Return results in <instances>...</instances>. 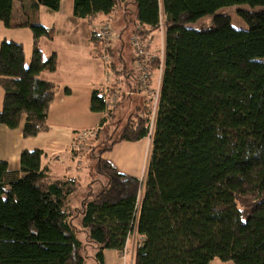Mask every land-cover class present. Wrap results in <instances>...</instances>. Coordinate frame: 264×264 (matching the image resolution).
Segmentation results:
<instances>
[{
	"label": "trees",
	"instance_id": "1",
	"mask_svg": "<svg viewBox=\"0 0 264 264\" xmlns=\"http://www.w3.org/2000/svg\"><path fill=\"white\" fill-rule=\"evenodd\" d=\"M62 1L34 0L31 8L57 11ZM14 2L0 0L6 27L13 26ZM240 4L259 7L238 10L247 29L216 13ZM73 13L112 17L108 68L128 86L136 69L123 49L134 34L145 40L164 30L163 56L150 58L164 67L147 174L120 173L102 157L120 141L150 136L145 105L130 113L117 140L91 154L86 188L43 169L38 149L21 152L19 171L0 161V264H106L104 251L122 256L133 233L134 264H264V0H74ZM209 14V27L186 25ZM26 24L34 34L29 65L22 43H0V124L22 126L30 137L48 127L57 86L40 74L57 69V55L45 59L38 44L50 30ZM91 38L102 47L93 30ZM90 108L106 110L100 90Z\"/></svg>",
	"mask_w": 264,
	"mask_h": 264
},
{
	"label": "crops",
	"instance_id": "2",
	"mask_svg": "<svg viewBox=\"0 0 264 264\" xmlns=\"http://www.w3.org/2000/svg\"><path fill=\"white\" fill-rule=\"evenodd\" d=\"M34 0H15L14 8L20 13L22 10L26 12L28 7H31V4ZM67 0H63L60 6V9L57 11L50 10L45 6H40L35 9L36 16L39 18L45 19L47 21V25L41 24L48 28L49 30H54L56 27L57 20L55 19V15H69L74 19L75 27L77 26L78 17L74 16L73 13V2L71 3L72 8L67 9L65 12L64 5ZM20 9V10H19ZM66 13V14H65ZM59 16V21L62 22V18ZM68 17V16H67ZM108 16L105 14H97L96 16L89 18H81L87 22L89 26L90 32H92V26L97 24L105 19ZM76 19V20H75ZM27 23V22H26ZM24 27V25L14 26L15 31H18L20 28ZM154 37L156 35V31L153 33ZM42 36L38 40V44L41 48V39ZM92 39V38H91ZM5 40H7L5 38ZM32 40V53L34 48V34L32 32L31 35ZM2 42V41H1ZM0 42V43H1ZM21 43V42H18ZM23 44V43H22ZM24 46V44H23ZM123 49V48H122ZM26 61H27V49H25ZM125 48L123 49V51ZM43 52V50H42ZM133 52H131L132 54ZM96 56H100L101 62L97 66L99 71V76H86V85L84 84L85 92L82 96L76 92V89L72 86L66 76H54V74L59 69L53 72L44 71L40 74V77L44 80L52 81L56 84L57 89L55 93L54 100L51 103L48 119H47V129L40 131L35 136L24 137L22 133V126L19 128H9L6 125L0 124V161L8 162V165L11 170L19 171L21 170V161L20 156L23 150H41L43 152L41 157V167L43 169L48 170V172L56 177V178H75L78 180L82 188H86L92 181L94 177L93 167L96 161L95 158L92 157L88 146L83 142L81 149L86 146L83 150L73 149L74 140L76 137L71 135L70 131H74L76 129L72 126L71 121H66L69 119L70 109L68 106L76 105L77 103L84 104L86 108L93 113L92 121L89 126L94 128V131L101 126V121L106 117L110 119L111 116L108 117V111L103 112H94L91 110V97L92 93L95 90H102L103 86L106 83L105 70L106 65L102 59V47L100 51H97ZM44 56V52H43ZM32 57V54H31ZM45 58V57H44ZM132 58V55H131ZM46 59V58H45ZM96 61V60H93ZM95 63V62H94ZM97 65V63H96ZM73 78L72 76H70ZM76 79V77H75ZM133 83V81L131 80ZM60 86V88H59ZM63 86L68 88L70 91L66 92L65 90H61ZM161 86V85H160ZM58 88L60 92H57ZM4 101V89L0 85V110L3 107ZM138 104H134L136 106ZM139 106V105H138ZM117 109V108H116ZM115 109V110H116ZM115 111H112L110 115H114ZM73 115V114H71ZM69 123V126L65 127V123ZM67 123V124H68ZM106 126V125H105ZM152 148V138L144 137L138 141H120L116 143L113 148L109 151H106L102 154V157L110 162L120 173L134 176L140 180H144L147 174V167L150 158ZM132 235H137V233H133ZM131 237V236H130ZM130 239V238H129ZM139 239V237H138ZM105 254V262L107 263V258L113 259L116 263L119 262V253L113 249H106L104 251ZM113 261V262H114ZM214 261V260H213Z\"/></svg>",
	"mask_w": 264,
	"mask_h": 264
},
{
	"label": "rangeland",
	"instance_id": "3",
	"mask_svg": "<svg viewBox=\"0 0 264 264\" xmlns=\"http://www.w3.org/2000/svg\"><path fill=\"white\" fill-rule=\"evenodd\" d=\"M73 0H67L64 9L65 12L69 8H72L71 3ZM259 7H252L248 4H240L233 6H226L219 9L217 14H226L231 19V24L233 27L237 29H247L248 25L246 21L241 17L238 13L239 9H247L254 10ZM20 10V9H19ZM66 14V13H65ZM59 16L55 15L56 27L54 30H50V35L44 36L39 43H41V48L44 52V57L46 59L50 58L53 53H56L57 57V66L58 70L54 74V76H66L68 81L72 83V86L76 89V92L83 95L85 92V88L83 87L86 81V76H99L98 65L102 61L100 56H96V52L100 51L101 43L99 41L91 39V32L87 22L84 19H77V26L75 27L74 19L69 15H64L62 18V22L59 21ZM68 16V17H67ZM214 14L205 15L201 18H198L196 21L189 22L186 25L191 28L200 29L203 27H209L214 23ZM164 18V17H162ZM76 20V19H75ZM26 22H31L32 24H45L47 25V21L45 19L39 18L36 16L35 10L31 7H28L26 12L22 10L18 13L17 10L13 11L12 21L14 26L24 25V27H19L18 31H15L14 28L6 27L3 22L0 21V42L4 41L5 38L7 40H13L16 42H21L24 44L25 49H27V61L26 64L29 65L32 54V28L30 25H27ZM40 24V25H41ZM154 33V32H152ZM128 37L125 39L127 40ZM154 47L152 49L153 53L160 54L162 58L165 48V36L164 30L160 29L156 31V35L154 37ZM129 44V41L127 42ZM131 46V44H130ZM129 45L125 46L124 57L126 58L127 64L129 68L133 67L131 62V52L132 49ZM96 60V61H93ZM115 60V59H114ZM95 62V63H94ZM97 63V65H96ZM163 67L160 68L158 66L157 72H155V79H159L160 75H163ZM118 70H122L121 67H118ZM162 70V71H161ZM137 74L138 72L135 71ZM72 76L73 78H71ZM76 77V79H75ZM123 78V77H120ZM133 81V76L131 77ZM159 82V81H158ZM124 86L128 87L126 79H124ZM60 88V86H59ZM58 88L57 92H60ZM61 90H65V87ZM144 100L138 97H130L126 98L115 110L114 115L110 119H107L105 122L106 128L100 134L97 131H94V128L89 126L92 121L93 113L89 111L86 106H83L82 103H77L76 105L68 106L70 109L69 119L66 121H71L73 127H77L74 131H70L71 135H74L75 141L77 143L83 142L88 146L90 153L95 156L98 155L101 149L106 148L112 141H115L120 136L121 130L126 125L127 119L131 112L138 105H143ZM134 104H138L134 106ZM73 114V115H71ZM109 117V116H108ZM68 123V122H67ZM65 123V127L70 124ZM90 134V135H89ZM89 135V136H88ZM148 137L152 138V135H148ZM74 150L75 148L72 147ZM87 148L84 146L82 149ZM138 237L135 235H131L125 252L122 256H119V262L116 263L113 259L107 258L108 264H134V250L136 246V242ZM114 261V262H113ZM211 264H234L231 261L224 262L219 259H214Z\"/></svg>",
	"mask_w": 264,
	"mask_h": 264
},
{
	"label": "built area",
	"instance_id": "4",
	"mask_svg": "<svg viewBox=\"0 0 264 264\" xmlns=\"http://www.w3.org/2000/svg\"><path fill=\"white\" fill-rule=\"evenodd\" d=\"M111 19L112 17H107V19L92 26V30L101 39L102 59L106 65V83L100 91V96L105 102V111L109 112L114 109L123 97L142 98L144 100L143 105L148 109L147 116L150 119V131L152 135L159 107L160 85L162 80V75L159 76V79H155V72H157L159 68L158 66H152L150 59L152 57L151 52L155 42L154 35L152 32L145 34V40L141 38L140 34H134L132 36L130 44L133 52L132 54L136 58L133 63V68H135L138 73L136 77L133 78L132 86L125 87L123 85V79L116 77L113 71L108 68V64L112 60L109 49L112 46V42L116 39ZM160 68H162V65ZM81 147L82 143H76L74 145V148L77 150Z\"/></svg>",
	"mask_w": 264,
	"mask_h": 264
}]
</instances>
